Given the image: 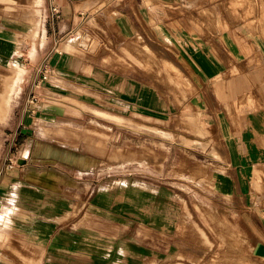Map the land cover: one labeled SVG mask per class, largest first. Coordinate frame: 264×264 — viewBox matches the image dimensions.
I'll use <instances>...</instances> for the list:
<instances>
[{
	"label": "rangeland",
	"instance_id": "obj_1",
	"mask_svg": "<svg viewBox=\"0 0 264 264\" xmlns=\"http://www.w3.org/2000/svg\"><path fill=\"white\" fill-rule=\"evenodd\" d=\"M104 1H77L67 11L71 21L75 14L88 18L84 31L90 32H78L82 38L68 39L58 54L48 43L66 28L59 24V8L54 14L43 0H0V90H13L8 109H0V166L42 156L34 165L58 174L67 196L85 193L93 199H66L65 239L55 252L51 248L52 263L264 264V182H256L264 176L253 173L239 185L218 177L229 172L217 166L224 160L220 141L201 122V106L192 99L197 84L174 59L172 40L156 28L155 3L134 0L123 9L133 29L125 36ZM111 1L121 7L126 0ZM203 3L175 8L195 33L211 36L220 21L222 29L264 37V0H208L204 4L215 19L199 14ZM65 59L71 70L63 74ZM44 68H55V74L43 82ZM16 70L23 72L14 82ZM234 74L228 71L202 90L211 93L219 84L220 100H230L238 114L258 107L248 89L232 90ZM123 79L156 88L165 103L162 117L120 113L107 97L122 95ZM48 90L55 96L45 111L52 114H40ZM23 115L30 131L18 129ZM116 152L121 156L112 160ZM98 197L107 207L100 214ZM125 218L129 229L122 232ZM106 240L113 246L101 245Z\"/></svg>",
	"mask_w": 264,
	"mask_h": 264
},
{
	"label": "crops",
	"instance_id": "obj_2",
	"mask_svg": "<svg viewBox=\"0 0 264 264\" xmlns=\"http://www.w3.org/2000/svg\"><path fill=\"white\" fill-rule=\"evenodd\" d=\"M43 1L50 9L57 7L61 10L58 15L59 24L60 26L63 23L66 24V28L59 31L61 34L59 40L48 43L54 50L66 47L70 32H83V35L90 32L89 29L84 31L85 25L90 27L88 18L85 21L83 17L75 14L71 21L70 16H67V11L75 7L77 1L82 0ZM152 1L155 3L157 30L166 33V37L172 40L174 59L177 64L185 66L193 85L194 82L197 84L198 92L192 99L201 106V110H198L201 122L205 128H207L206 124L212 126L220 141L224 160L217 166H225L229 172L227 175L218 174V177L225 179V183L239 185L243 183L246 176H253V173L256 177L264 176V37L250 35L237 28L222 29L218 26L220 21H217L216 31L211 36L209 33L207 35L195 33L188 26L187 16L178 15L175 12L178 7L197 5L199 1L206 3L208 0H190L194 4L188 0ZM104 2L111 6L114 20L117 21L121 32L125 36H131L133 34L130 25L132 20L123 9L132 8L134 0H126L121 7L110 0ZM204 3L203 5L207 6H201L199 14L202 17L208 16L215 19L213 9ZM120 8L122 11L116 10ZM76 17L79 18L78 21ZM140 49L144 50L145 45H140ZM64 56L68 58L66 54ZM250 59L258 61L248 64L247 61ZM84 61L87 63L86 59ZM63 66V74L71 70L68 59H65ZM161 70V68L158 69V71ZM228 71L235 72V77L231 80L232 90L236 92L243 88L248 89L252 97L250 100L252 99L254 104L257 103L258 107L238 114L230 100L226 102L220 100L219 84L210 91L211 93L202 90L208 86L213 87V82H217ZM50 72V79H52L55 68H51ZM239 72L246 74L238 77ZM65 76L67 75H63L62 78L65 79ZM119 84L122 87L120 91L122 95L107 97V99H111L112 105L118 108L120 106V113L126 116L142 113L162 117V108L165 103L161 100V95L156 88L150 90V86H143L140 81L131 82L125 79ZM44 93L47 98L43 99L44 103H41L40 107L37 106V109L40 114L51 115L52 112L45 111V105L52 103L55 94L50 90ZM24 118L25 115L19 123L20 132L30 131L32 128V125L31 127L26 125ZM209 134L211 135V132ZM43 160H45L44 157L36 155L18 160L13 163L15 165L0 166V264H53L50 250L55 249L53 250L55 252L61 247L60 242L65 239L64 229L67 222L63 218L67 217L66 199L73 200L79 197L78 199L81 200H93L90 196L86 197L85 193L79 196L75 193L67 196L62 190L64 185L58 174L43 165H34ZM53 180H56V184L51 183ZM256 182L260 184L264 181L256 178ZM98 200H100L99 197L94 204L97 206L95 210L100 214L105 212L107 207L100 205ZM205 200L209 201L207 198ZM233 200L236 201V195L233 196ZM96 211L92 210L95 215ZM129 224V218H125V222L122 219L121 231L128 230ZM112 244H114L113 241L106 240L101 245L109 247L113 246ZM126 247H128L127 244Z\"/></svg>",
	"mask_w": 264,
	"mask_h": 264
},
{
	"label": "bare ground",
	"instance_id": "obj_3",
	"mask_svg": "<svg viewBox=\"0 0 264 264\" xmlns=\"http://www.w3.org/2000/svg\"><path fill=\"white\" fill-rule=\"evenodd\" d=\"M262 20V19H261ZM263 23H264V21H263ZM165 39L166 40H168L169 38L168 37H166L165 36ZM170 41V40H169ZM14 67V66H13ZM175 70V69H174ZM22 72L23 71H18V70H16L15 71V76L13 77V80H14V82H15V79L17 78L18 79V77L20 78V76H21V74H22ZM177 74H179L180 75V73L179 72H177ZM16 77V78H15ZM168 80L170 81V82H172V76H168ZM15 84V83H14ZM13 84V85H14ZM12 87V86H11ZM9 88V90H8V92L7 91H5V90H0V109H2L3 111L7 108V104L9 103V96H8V93H9V91L11 92V91H13V90H11L12 88ZM5 95V96H4ZM10 95V94H9ZM8 102V103H7ZM9 107V106H8ZM8 109V108H7ZM114 119H116V120H118V121H120V122H124V118L123 117H118V116H112ZM47 124V123H46ZM129 124H132V125H136V123H133V122H130ZM199 128H201L200 126H199ZM118 156H121V153H119V152H116V153H113L112 154V156L110 157L112 160H114L116 157H118ZM210 217H211V219L212 220H219V219H217L216 218V216H215V212H210ZM170 264V263H169ZM173 264H181V263H173Z\"/></svg>",
	"mask_w": 264,
	"mask_h": 264
},
{
	"label": "built area",
	"instance_id": "obj_4",
	"mask_svg": "<svg viewBox=\"0 0 264 264\" xmlns=\"http://www.w3.org/2000/svg\"><path fill=\"white\" fill-rule=\"evenodd\" d=\"M52 12L54 14H57V13H59V10L57 7H52ZM57 17H58V15H57ZM69 38L75 41V40H79L80 37L78 36V33L76 31H73V32L69 33ZM63 50H64L63 48H58L57 49L58 54H62L64 52ZM49 72L50 71L48 70V68H44L42 75L40 77V81L44 82L45 80H47Z\"/></svg>",
	"mask_w": 264,
	"mask_h": 264
}]
</instances>
